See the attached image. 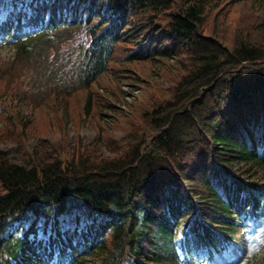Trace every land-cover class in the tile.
Masks as SVG:
<instances>
[{"label":"trees","instance_id":"trees-1","mask_svg":"<svg viewBox=\"0 0 264 264\" xmlns=\"http://www.w3.org/2000/svg\"><path fill=\"white\" fill-rule=\"evenodd\" d=\"M213 1L33 0L11 10L3 28L18 59L0 67V117L12 112L7 99L36 98L29 88L41 100L46 87L87 89L115 64L174 68L165 98L150 94L131 112L106 100L126 117L120 139L79 141L70 156L29 147L15 162L0 150V264H86L108 249L110 264H161L157 232L169 244L184 227L212 254L238 215L264 213V40L204 32ZM263 2L250 1L256 11ZM23 16L35 31L21 30Z\"/></svg>","mask_w":264,"mask_h":264},{"label":"rangeland","instance_id":"rangeland-1","mask_svg":"<svg viewBox=\"0 0 264 264\" xmlns=\"http://www.w3.org/2000/svg\"><path fill=\"white\" fill-rule=\"evenodd\" d=\"M232 1L212 2L202 26L203 31L209 35L215 34L227 44H232L233 38L239 34H248L254 42L264 40V8L259 11L252 9L251 0ZM14 55L15 46L9 42V37L6 35L2 38L0 35V67L12 61ZM114 67L117 68L116 73L109 71L87 89L72 94L64 95L56 89H47L45 98L40 100L36 91L31 90L29 93L36 98L29 96L27 101L22 98L7 99L12 112L6 110L0 117V150L15 162L27 155L29 147L36 148L38 153L56 148L70 156L72 147L79 141L90 144L98 135L103 137V141L108 136L122 138L126 117L121 115L118 107L129 112L131 105L145 102L150 94L167 97L173 65L166 60H157L115 64ZM62 88L60 86L59 90ZM123 91L128 93L127 98H124L126 93ZM89 92L93 96V106L87 112L85 103ZM106 100L116 105V111L105 107ZM13 127L18 133L10 135L13 130L9 128ZM103 141L96 148L100 158L108 156L101 145ZM234 226L229 245L206 259L205 264H264V216L256 220H237ZM156 236L162 255L161 264H185L174 256L172 242L168 245L158 232ZM116 254L117 251L113 249L98 251L85 258L86 264H110ZM187 256L191 264H198L205 256V249L191 250Z\"/></svg>","mask_w":264,"mask_h":264}]
</instances>
